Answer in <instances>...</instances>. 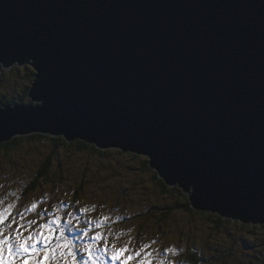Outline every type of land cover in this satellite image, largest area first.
Wrapping results in <instances>:
<instances>
[{
    "label": "water",
    "instance_id": "1",
    "mask_svg": "<svg viewBox=\"0 0 264 264\" xmlns=\"http://www.w3.org/2000/svg\"><path fill=\"white\" fill-rule=\"evenodd\" d=\"M15 65L30 103L0 108V145L145 155L194 209L264 224V0H0V74Z\"/></svg>",
    "mask_w": 264,
    "mask_h": 264
},
{
    "label": "rangeland",
    "instance_id": "2",
    "mask_svg": "<svg viewBox=\"0 0 264 264\" xmlns=\"http://www.w3.org/2000/svg\"><path fill=\"white\" fill-rule=\"evenodd\" d=\"M25 67L21 72L16 70L0 77V104L4 100L8 101L6 105L30 103L25 91L33 80L34 70ZM48 136L34 139L20 136V142L12 149H0L3 206L16 202V211H20L33 200L44 198L46 202L39 205L36 213L27 216L37 219L41 210L52 211L63 203L67 205L60 212L63 223L68 211L80 215L79 209L95 205V211L81 216V227L87 226L83 224L85 219L101 214L113 220L122 217L115 223L109 221V227L104 229L106 234L112 233L109 246L115 243L117 247L128 245L139 249L149 245L146 251L154 253L153 264L160 259L165 264H191L187 256L193 248L205 252L200 264H264V224L253 232L241 220L225 217L217 228L218 213L207 209L187 211L183 207L187 193L181 187L167 185L163 190L155 169L142 170L146 156L114 148L104 154L91 149L79 151L73 142L65 144L63 139L55 143ZM48 160V182L29 192L31 181ZM163 208L170 214L163 216ZM100 244L103 245V240ZM166 249L175 251L165 256Z\"/></svg>",
    "mask_w": 264,
    "mask_h": 264
},
{
    "label": "snow or ice",
    "instance_id": "3",
    "mask_svg": "<svg viewBox=\"0 0 264 264\" xmlns=\"http://www.w3.org/2000/svg\"><path fill=\"white\" fill-rule=\"evenodd\" d=\"M14 118L12 114L0 112V123ZM45 202L44 198L33 200L16 211V202L3 206L0 201V264H108V261L111 264H153L154 253L146 251L149 245L139 249L128 245L117 247L115 243L109 246L108 238L112 233L106 234L104 229L109 227V221L115 223L122 217L113 220L101 214L85 219L83 224L87 226L81 227V216L95 211L93 205L79 209L80 215L68 211L67 218L61 223L60 212L67 207L61 203L52 211L41 210L37 219H27ZM174 251L166 249L163 255ZM158 264H165V261L160 259Z\"/></svg>",
    "mask_w": 264,
    "mask_h": 264
},
{
    "label": "trees",
    "instance_id": "4",
    "mask_svg": "<svg viewBox=\"0 0 264 264\" xmlns=\"http://www.w3.org/2000/svg\"><path fill=\"white\" fill-rule=\"evenodd\" d=\"M27 67H30V65H27ZM24 68H26L25 66L24 67H20V66H16V68H14V69H12L11 68V70H3L2 72H1V74H0V77L1 76H3V75H8V74H12V73H15L16 72V70H18V71H20L21 72V70L22 69H24ZM31 74H32V72H31ZM31 83L32 82H28V84H27V86H26V91H25V94H26V96H27V93H28V90H29V88L31 87ZM8 103V101L7 100H4L3 102H1V104H0V108L1 107H3L4 105H6ZM48 137H50V139H52L53 141H55V143H57L56 142V140L58 141V142H60V141H62L63 139V141H64V143L65 144H68V143H70V142H67L66 141V139L64 138V137H58V138H55V137H51V136H48ZM24 138H27V139H34V138H46V135H43V134H32V135H29V136H25ZM20 140H21V137L19 136V137H16L15 139H13L12 141H10V142H5V143H3V144H1L0 145V149H3V151H7V150H10V149H12V146H14L15 144H18L19 142H20ZM73 143L72 144H74L76 147H77V149L79 150V151H85V150H89V149H91V150H93V151H96V152H100L101 154H104V153H106V150H101V149H98V148H96V146H92V145H89L88 143H86L85 141H83V140H77V141H72ZM110 149H113V148H110ZM115 149V148H114ZM108 150V149H107ZM120 150V149H119ZM1 151V150H0ZM121 152H123L122 150H120ZM125 153V152H124ZM136 154V153H135ZM139 155V154H138ZM145 156V155H144ZM147 157V156H146ZM149 161H150V159L147 157V160H146V162L144 163V167L142 168V170L143 171H147V170H150V165H149ZM49 168H50V160H48L46 163H44V165L41 167V169L37 172V175L35 176V179H33L31 182V184H30V187H28V189L27 190H29V192H31V191H34V190H36L37 188H39V187H42V186H44L45 184H46V182H48L47 180H48V171H49ZM156 170V172H157V176H158V178L160 179V182H161V185L163 186V190H166L167 189V184H166V182H165V180H164V178H162L161 176H160V172L157 170V169H155ZM176 186H178V187H180L179 185H176ZM182 190H183V188H182ZM175 191V190H174ZM183 192L185 193V191L183 190ZM182 191H179V194H184ZM186 194V193H185ZM184 194V195H185ZM183 196V195H182ZM186 196V199H187V202L185 203V204H183V207H186V209H187V211H200V210H196V209H194L192 206H191V204H190V198H189V196H188V194H186L185 195ZM170 210H172V209H170ZM162 211H164V208L162 209ZM217 213V212H216ZM164 214L166 215V214H170V213H168L167 211L165 212L164 211V213H163V216H164ZM216 216V215H215ZM223 218H225V217H223V216H221L219 213L217 214V216H216V222H217V228H219V226H220V222H222V220H223ZM228 218H231V219H235L234 217H229L228 216ZM232 222H234V221H232ZM242 225L244 226V227H248V228H250L253 232L256 230V229H258V228H261V226H262V224H259V225H255V224H253V223H246V222H243L242 221ZM222 226V225H221ZM203 256H205V252H203L202 250H200V249H197V248H193L192 250H190V252H189V254H188V256H187V260H188V262L189 263H191V264H200L199 262L200 261H202L203 260ZM224 256V255H223ZM224 258H226V256H224Z\"/></svg>",
    "mask_w": 264,
    "mask_h": 264
},
{
    "label": "flooded vegetation",
    "instance_id": "5",
    "mask_svg": "<svg viewBox=\"0 0 264 264\" xmlns=\"http://www.w3.org/2000/svg\"><path fill=\"white\" fill-rule=\"evenodd\" d=\"M32 192V191H31Z\"/></svg>",
    "mask_w": 264,
    "mask_h": 264
}]
</instances>
